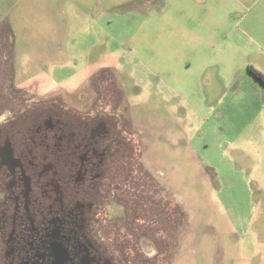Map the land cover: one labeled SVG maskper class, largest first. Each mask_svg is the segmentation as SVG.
Returning a JSON list of instances; mask_svg holds the SVG:
<instances>
[{
	"label": "rangeland",
	"instance_id": "374dc122",
	"mask_svg": "<svg viewBox=\"0 0 264 264\" xmlns=\"http://www.w3.org/2000/svg\"><path fill=\"white\" fill-rule=\"evenodd\" d=\"M250 66L264 73V0H0V105L91 98L92 75L114 74L147 166L186 213L173 264H264Z\"/></svg>",
	"mask_w": 264,
	"mask_h": 264
},
{
	"label": "flooded vegetation",
	"instance_id": "af4514ba",
	"mask_svg": "<svg viewBox=\"0 0 264 264\" xmlns=\"http://www.w3.org/2000/svg\"><path fill=\"white\" fill-rule=\"evenodd\" d=\"M112 75H92L91 98L0 105V264L174 263L186 213Z\"/></svg>",
	"mask_w": 264,
	"mask_h": 264
},
{
	"label": "trees",
	"instance_id": "16d2710c",
	"mask_svg": "<svg viewBox=\"0 0 264 264\" xmlns=\"http://www.w3.org/2000/svg\"><path fill=\"white\" fill-rule=\"evenodd\" d=\"M249 70L253 73V75H254L257 79H259L262 83H264V73H263L261 70L257 69V68L254 67V66H250V67H249Z\"/></svg>",
	"mask_w": 264,
	"mask_h": 264
},
{
	"label": "crops",
	"instance_id": "0c3cea01",
	"mask_svg": "<svg viewBox=\"0 0 264 264\" xmlns=\"http://www.w3.org/2000/svg\"><path fill=\"white\" fill-rule=\"evenodd\" d=\"M237 2H239V3H241V4H243V2H248V1H250V0H236ZM254 2V1H253Z\"/></svg>",
	"mask_w": 264,
	"mask_h": 264
}]
</instances>
